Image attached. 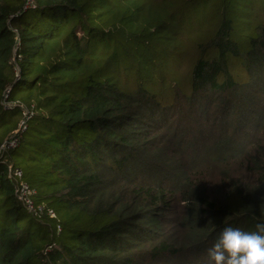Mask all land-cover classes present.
I'll list each match as a JSON object with an SVG mask.
<instances>
[{
	"label": "trees",
	"instance_id": "16d2710c",
	"mask_svg": "<svg viewBox=\"0 0 264 264\" xmlns=\"http://www.w3.org/2000/svg\"><path fill=\"white\" fill-rule=\"evenodd\" d=\"M215 104L264 130V0H0V146L34 110L0 157V264H214L223 227L264 221L243 185L215 200L183 170L186 107ZM220 127L218 152L254 162L249 129L235 151Z\"/></svg>",
	"mask_w": 264,
	"mask_h": 264
},
{
	"label": "rangeland",
	"instance_id": "374dc122",
	"mask_svg": "<svg viewBox=\"0 0 264 264\" xmlns=\"http://www.w3.org/2000/svg\"><path fill=\"white\" fill-rule=\"evenodd\" d=\"M233 103L237 104L238 102L234 100ZM212 108L209 115L205 113L201 116L202 110L198 107H196V110L191 109L190 106L186 107L187 114L184 116L185 122L183 125L186 126L187 130L183 133L186 139L182 144L192 150V153L190 151L186 153L188 154V160L196 159L197 161L194 163L189 162V168L183 170H187L186 173L190 172L191 182L196 187L197 192L203 191L215 200H221L228 192L229 186L234 184L243 185L251 195L264 199V149L258 148L259 144L264 147V130L257 134V132L251 131L250 124L238 126L235 122L238 114L235 113L233 107L225 110V106L215 104L212 105ZM198 123L201 124L202 131L199 130ZM219 125L221 127L218 131L222 130L224 132V138H230V145H233L235 151L242 149L240 142L248 133L247 129H249L248 136L252 137L254 145H250L251 148L249 147L246 151L249 149L254 150L252 153L254 162L251 164L239 162V165H237L236 156H232L231 152L227 153L228 151L225 152L223 148L218 152L215 146L217 136L212 133L217 130ZM193 136L194 139L192 140ZM179 150L173 146L171 156L175 159H181L184 155ZM180 151H182V147ZM180 164L177 163V165ZM168 175H171V173ZM175 210H178V206ZM182 214H185L184 209H182ZM178 215L179 213L176 217ZM182 219L177 222V227L181 229L183 228ZM179 231L181 230H176V232Z\"/></svg>",
	"mask_w": 264,
	"mask_h": 264
},
{
	"label": "clouds",
	"instance_id": "9594fccd",
	"mask_svg": "<svg viewBox=\"0 0 264 264\" xmlns=\"http://www.w3.org/2000/svg\"><path fill=\"white\" fill-rule=\"evenodd\" d=\"M207 254L214 264H264V221L253 231L223 227Z\"/></svg>",
	"mask_w": 264,
	"mask_h": 264
},
{
	"label": "built area",
	"instance_id": "2783aa9c",
	"mask_svg": "<svg viewBox=\"0 0 264 264\" xmlns=\"http://www.w3.org/2000/svg\"><path fill=\"white\" fill-rule=\"evenodd\" d=\"M30 1V0H28ZM10 93V88H6L4 91V105L6 109L15 105L12 101H8V96ZM23 108V119L21 120L18 128L14 130L9 137L0 146V157L5 154H10L20 143L23 132L25 131L27 125L26 120L29 119L33 114V108ZM8 176L15 182V193L18 198L22 201L25 207L32 212L42 213L44 211V206L36 204L33 197L35 194V189H33L23 178V171L19 167H14L13 165L8 166ZM46 213L49 216H55V213L48 209Z\"/></svg>",
	"mask_w": 264,
	"mask_h": 264
}]
</instances>
